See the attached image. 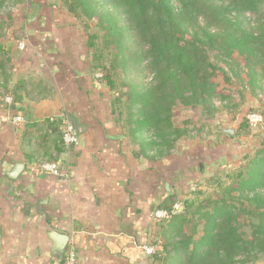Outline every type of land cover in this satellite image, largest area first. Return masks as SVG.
Returning a JSON list of instances; mask_svg holds the SVG:
<instances>
[{"label":"crops","instance_id":"crops-1","mask_svg":"<svg viewBox=\"0 0 264 264\" xmlns=\"http://www.w3.org/2000/svg\"><path fill=\"white\" fill-rule=\"evenodd\" d=\"M47 15L42 8L37 21L22 27L24 51L12 38L3 42L10 49L6 87L24 84L14 109L8 93L0 92V264L59 261L51 232L68 237L77 264H159L153 255L163 239L151 214L166 196L175 199L188 187L174 186L181 185L179 176L199 185L213 172L237 166L247 148L222 132L235 135L234 127L214 126L205 141L183 140L182 151L165 160L134 157L137 145L112 114L109 90L91 72L82 40L73 26L64 29ZM16 117L23 122L14 123ZM46 120L62 121L59 131L71 123L79 132L77 145L59 148ZM49 160L58 162L59 177L35 171L36 163ZM18 163L23 168L10 180ZM144 246L154 253L146 255Z\"/></svg>","mask_w":264,"mask_h":264},{"label":"trees","instance_id":"trees-1","mask_svg":"<svg viewBox=\"0 0 264 264\" xmlns=\"http://www.w3.org/2000/svg\"><path fill=\"white\" fill-rule=\"evenodd\" d=\"M17 1L20 0H0V11ZM101 1L107 2L112 11L103 10ZM64 3L74 18L82 15L88 20L96 18L103 31L102 41L109 54L106 65L102 63L104 56L98 54V45L92 41L96 35L84 44L87 51H92L88 63L91 72L104 73L96 79L112 91L118 75L111 72L119 67L123 77L128 75V68L133 73L130 80L120 82V87L124 89L121 96L126 98L127 105V130L122 125L124 135L137 145V151L133 152L136 158L168 157L186 136L185 130L173 122L176 105L201 108L204 112L213 110L212 101L218 95L212 79L218 68L211 62L210 52L217 51L227 58L233 53L241 56L250 71L253 87L257 77L254 66L264 70V16L257 18L255 27L244 26L245 14H259L264 0H64ZM117 13L125 24H120ZM200 19L205 25L200 26ZM214 24L223 28L213 31ZM130 37L137 50L126 57L124 41ZM9 64L10 49L0 40V92L8 93L14 109L21 100L18 90L24 82L19 81L16 89H7ZM141 72L151 76L147 84L135 82ZM115 102L120 99L109 102L110 108L120 122ZM46 123L47 130L59 137L58 147L63 149L62 128L59 131L63 122L46 120ZM32 127L33 124L29 125ZM249 129L247 122H239L231 138L239 143L242 135H249ZM255 134L259 143L250 145L239 164L224 174L226 183L217 186L219 196L211 195L200 202L185 200L182 214L159 222L163 244L161 251L153 255L154 262L253 264L257 255L264 254V134L261 131ZM208 183H213V176L201 184ZM171 197L166 196L156 210H169ZM239 216L256 221L250 240L238 232Z\"/></svg>","mask_w":264,"mask_h":264},{"label":"rangeland","instance_id":"rangeland-1","mask_svg":"<svg viewBox=\"0 0 264 264\" xmlns=\"http://www.w3.org/2000/svg\"><path fill=\"white\" fill-rule=\"evenodd\" d=\"M100 4L103 10L112 11L107 2L101 1ZM42 8H44L46 14L50 13V15H47V19L52 20V18H56L59 21L60 27L67 29L70 25L73 26L74 29L72 33L82 40L83 46L85 41L89 40L90 36L96 35L97 38L92 41L98 45V54L104 56L102 63L106 65L105 61L109 57V54L104 47L105 45L101 37L103 31L98 27L97 19L93 18L88 20L84 15L80 18H74L67 12L64 0H20L15 2L14 5L8 6L5 9L2 8L0 11V40L4 42L12 38L14 41H24V31L22 27L24 28L29 21L32 23L37 21L34 20V18L36 13ZM115 16L119 19L121 25L125 24L123 23L120 14L117 13ZM259 16H264V5L257 15H252L250 13L245 14L244 26L251 28L255 27V22ZM199 21L200 26L205 25L201 19ZM103 26H105V24H103ZM222 28L223 25L219 26L218 24H214L212 30L219 31ZM124 46L127 49L126 57L128 54L137 50L132 37L124 41ZM91 54L92 51L88 50V57H90ZM209 58L218 68L216 75L212 79L216 84V92L218 95L212 101L213 110L211 112H204L201 108L191 109L180 105H176L173 108L174 125L181 130H185L186 136L177 142L176 148L170 153V155L178 154L180 150L182 151L178 146L183 140L197 142L205 141V138L212 134V128L214 126L236 128L239 122H247L246 116L254 112L260 114L264 119V70L260 69L257 65L254 66L253 70L257 73V77L256 86L253 87L249 76L250 71L245 64L244 59L238 54L233 53L230 58H227L223 55H219L217 51H213L210 52ZM143 65L144 64L142 63L141 66ZM115 72H117L118 76L115 78V89L108 93L109 102H114L117 97L120 99L119 103L115 102L117 108L115 114L117 116V112H119L120 123L125 127V130H127L126 98L121 96L124 89L120 87V82L130 80L133 73L128 68V75L123 77L120 68L118 67L116 71H113L110 74L112 75ZM98 74L100 75V79L101 75L104 73L102 70H98ZM150 78L151 76L149 73L141 72L135 77V82L147 84V82L150 81ZM249 131L251 138L249 135H242L239 141V144L246 148H249L250 145H252V147L257 146L260 138L255 136V133L261 131V133L264 134V126L253 131L249 129ZM195 145L196 144H192L191 148H195ZM202 146V144H199L198 148L201 149ZM166 158L167 157L161 158V160H165ZM233 168L234 167L230 166L229 169L226 168L213 172V175H211V177L213 176V183L200 184V186L196 182H193L194 180H188L186 176H179L180 178L178 181L181 185L174 186L188 187L184 190L179 189L178 194L175 195V199L171 197L170 201H172V205L180 202L183 203L185 200L200 202L209 196L211 197V195L213 197L219 196L220 188L217 186H222L226 183L223 176ZM237 222L238 232L244 239L250 240L252 236V224L256 221L249 219L247 216H239ZM162 244L163 243L160 245L162 246ZM163 258H165L164 253L161 254L162 261ZM253 264H264V254L257 255Z\"/></svg>","mask_w":264,"mask_h":264},{"label":"built area","instance_id":"built-area-1","mask_svg":"<svg viewBox=\"0 0 264 264\" xmlns=\"http://www.w3.org/2000/svg\"><path fill=\"white\" fill-rule=\"evenodd\" d=\"M18 51H24L26 45L23 41H18L16 46ZM96 78H99L100 75L96 74ZM6 102L11 103V98L6 97ZM246 121L249 125V128L253 130H257L260 127L264 126V119L258 113H250L246 116ZM13 122L18 124L22 123L23 119L21 117H16L13 119ZM79 141V132L77 129L69 122H66L62 127V135H61V144L63 149L69 151L70 148L77 145ZM35 171L39 174H44L51 177H59L60 176V167L58 162H38L35 164ZM183 212V203H175L171 206L169 210H155L151 217L156 222L168 221L173 216L182 214ZM142 250L146 255L150 256L154 253V249L149 246L142 247ZM52 264H77L76 253L73 246L68 245L63 253L62 259L59 261H54Z\"/></svg>","mask_w":264,"mask_h":264},{"label":"water","instance_id":"water-1","mask_svg":"<svg viewBox=\"0 0 264 264\" xmlns=\"http://www.w3.org/2000/svg\"><path fill=\"white\" fill-rule=\"evenodd\" d=\"M223 133H225L229 137H233L234 131L231 129H223ZM23 165L18 163L16 166L12 169V171L8 174V178L10 180H14L19 172L22 170ZM49 239L52 242V253L54 254V257L58 260L62 259V255L66 249L67 243H68V237L65 235L56 234L55 232H51L49 234Z\"/></svg>","mask_w":264,"mask_h":264}]
</instances>
